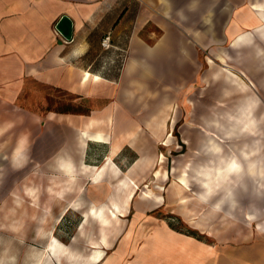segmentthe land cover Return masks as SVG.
<instances>
[{
    "label": "crops",
    "instance_id": "1",
    "mask_svg": "<svg viewBox=\"0 0 264 264\" xmlns=\"http://www.w3.org/2000/svg\"><path fill=\"white\" fill-rule=\"evenodd\" d=\"M166 1L165 11L187 21L189 11L186 4L183 6L187 0ZM263 6L252 3L240 11L239 4L236 18H231L232 33L255 24V11L264 22ZM130 8L128 0H0V169L14 171L32 157L39 158L36 163L42 190L56 189L58 205H68L61 214H44L37 228L30 223L29 230L25 229V238L44 241L43 248L22 246L16 241L21 252L15 246L11 253L19 259L7 261L1 257L0 248V264H201L203 258L196 252L209 251L210 246L172 229L169 223L141 212L131 216L128 189L153 169L156 150L153 147L145 154V141L153 145L163 137L174 103L189 105L184 100L191 92L187 87L195 76L193 72L197 74L201 68L195 44L208 47L213 43L201 27L195 40L171 38L170 34L166 43L151 48L140 38V31L151 20L145 21L144 6L138 5L133 22L136 33L119 74L113 77L92 70L97 31L103 34L114 30L127 19ZM62 16L72 21L69 41L55 29ZM204 20L205 31L214 32L213 17L208 15ZM180 26L189 28L187 24ZM231 41L233 46L245 44L240 37ZM38 87L75 95L90 104L89 111L85 115L37 113L20 99L39 94ZM157 109L162 112L157 119H146V112ZM147 124L153 129H146ZM34 127L39 129L35 139ZM97 134L101 139L91 138ZM37 145L39 153L35 150L33 154ZM50 175L55 178L51 182ZM78 184L85 187L86 197L73 196ZM94 190L115 191L111 196L101 193L104 196L96 197L92 195ZM29 194L34 196L33 189ZM83 209L80 225L69 237L75 244L88 236L97 237L90 242L88 254L63 244L55 234L59 220L70 211ZM138 222H151L156 228L151 232L142 224V229H137ZM50 224L53 230L48 231ZM129 254L131 260L125 261ZM233 261L264 264V256L258 260L255 254L253 260L235 254Z\"/></svg>",
    "mask_w": 264,
    "mask_h": 264
},
{
    "label": "rangeland",
    "instance_id": "2",
    "mask_svg": "<svg viewBox=\"0 0 264 264\" xmlns=\"http://www.w3.org/2000/svg\"><path fill=\"white\" fill-rule=\"evenodd\" d=\"M128 1L131 13L127 19L108 33L99 34L97 31L96 61L92 70L103 71L113 77L119 74L129 55L130 39L136 33L133 22L138 5L144 6L145 21L151 20L140 31V38L151 48L166 43L170 34L171 38L184 36L195 40L200 37L201 27L204 34L208 32L210 43H213L208 47L195 44L201 68L197 74L193 72L195 76L187 87L191 88L184 99L188 107L179 101L174 103L166 118L168 123L163 137L153 145L147 140L144 143L145 154L154 147L156 159L152 171L135 184L132 182L128 189L129 203L132 201L131 216L141 212L151 219L170 223L176 231L189 234L205 246H210L207 253L202 250L203 254L200 250L196 252L199 258H203L201 264H237L233 261L235 254H241L246 259L251 256L253 260L257 254L259 260L264 256V179L255 175L250 178L244 176L242 182L232 185V190H224L233 192L232 200L221 201L220 188L206 190L204 182L207 177L204 174L205 168L213 169L218 161L221 164L232 156L245 164L243 153L249 150L256 154L254 159L264 163V22L260 20L259 12L255 11V24L242 27L237 33L230 30L231 18L239 4L240 11H245L250 4H264V0H187L183 3L189 11L185 22L170 14L168 9L164 10L163 5L167 7L168 3L166 0ZM196 3L198 5L194 7ZM160 6L161 11L158 10ZM201 9L205 10L203 14ZM208 15L213 17L214 32L205 31L204 19ZM189 19L192 22L189 23ZM186 24L189 28L182 29L180 25ZM237 37L245 44L233 46L231 40ZM222 56L223 60L220 59ZM243 84L248 86L245 93L241 91ZM38 88H41L37 89L39 94L24 95L20 99L22 104L32 105L37 113L55 111L85 115L89 111L90 104L75 95ZM247 102L253 107V130L240 132L239 125L247 120ZM154 111L146 112V119L153 116L157 119L162 114L161 109ZM149 112L153 115L148 116ZM145 128L153 129L148 124ZM36 132L39 133V129L34 127V139ZM212 142L219 145V149H211ZM38 145L33 154L35 150L39 153ZM38 160L32 157L27 164L14 171L9 167L0 169V248L1 257L7 261L19 259L18 255L11 253L15 246L18 249L16 241L22 246L43 248L44 241L32 242L30 238H25V229L29 230L30 223L37 228V221L44 214H61L68 207L67 202L64 207L58 205L56 189L42 190V179L37 172ZM180 178H184L186 184L181 183ZM53 179L50 175V182ZM50 182L49 186H52ZM79 186L81 184H78L73 196L86 197L85 187ZM30 189H33V197L29 194ZM114 191L94 190L92 195L100 197L104 196L103 193L111 196ZM84 210L70 211L59 220L55 234L63 244L74 246L75 251L81 254H88L90 242L97 241V237L88 236L76 244L70 242L69 237L80 225V214ZM142 224L151 232L156 228L151 222H138L137 229H142ZM51 230L53 227L50 224L48 231ZM139 240L141 242L142 239ZM178 244L185 245L183 242ZM206 255L212 259L208 260ZM126 258L125 261L131 260L130 254Z\"/></svg>",
    "mask_w": 264,
    "mask_h": 264
},
{
    "label": "bare ground",
    "instance_id": "3",
    "mask_svg": "<svg viewBox=\"0 0 264 264\" xmlns=\"http://www.w3.org/2000/svg\"><path fill=\"white\" fill-rule=\"evenodd\" d=\"M247 88L248 86L246 84H243V87H241L242 93H245V89ZM247 104L249 103L247 102ZM248 107L249 108L246 113L247 120L241 123V125H239L238 127V130L240 132H243V130L246 132H251V130H253L251 127L253 107L250 104L248 105ZM227 134L230 135L229 132ZM93 137L101 138L99 134L94 135ZM211 146V149L213 150L219 149V145L215 144L214 142H212ZM243 157H245L246 160L245 164H241L238 160V157L232 156L223 161V163L221 164L220 161H218L217 166L213 167V169L205 168L204 176L207 177V180L204 182V185L206 187V190L210 191L218 187L221 190L219 200L231 201L232 197L234 196L233 192L228 193L224 190H232V185H234L235 183L237 184L238 182H242V178H244V176H248L250 178L252 177V175H255L261 176L264 179V163L259 162L257 159H254L256 157L254 151L249 150L243 153ZM220 158L221 157H219V159ZM210 172L213 173V175H211ZM180 181L181 183L186 184V182H184V178H180ZM206 192H204L203 197L206 196ZM249 218L251 219V216H249ZM262 229L264 230V227H262Z\"/></svg>",
    "mask_w": 264,
    "mask_h": 264
},
{
    "label": "water",
    "instance_id": "4",
    "mask_svg": "<svg viewBox=\"0 0 264 264\" xmlns=\"http://www.w3.org/2000/svg\"><path fill=\"white\" fill-rule=\"evenodd\" d=\"M56 31L66 40L72 38V21L67 16H62L55 26Z\"/></svg>",
    "mask_w": 264,
    "mask_h": 264
},
{
    "label": "trees",
    "instance_id": "5",
    "mask_svg": "<svg viewBox=\"0 0 264 264\" xmlns=\"http://www.w3.org/2000/svg\"><path fill=\"white\" fill-rule=\"evenodd\" d=\"M169 226H170L172 229H174L173 226H172L170 223H169ZM188 235H189V234H188Z\"/></svg>",
    "mask_w": 264,
    "mask_h": 264
}]
</instances>
